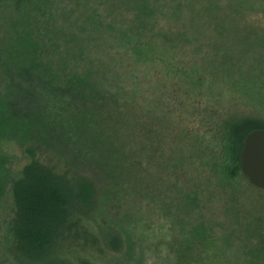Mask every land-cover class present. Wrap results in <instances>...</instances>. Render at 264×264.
Returning <instances> with one entry per match:
<instances>
[{"label":"trees","instance_id":"16d2710c","mask_svg":"<svg viewBox=\"0 0 264 264\" xmlns=\"http://www.w3.org/2000/svg\"><path fill=\"white\" fill-rule=\"evenodd\" d=\"M162 5L157 0H0V141L25 146L31 160L12 185L8 235L17 264H25L24 258L27 264H102L84 253L101 246L134 252L135 242L109 222L107 207L131 203L133 188L138 196L153 194L151 183L138 177L146 163L161 170L164 187V176L170 175L179 191L190 184L192 178L180 172L182 158L165 151L158 132L176 122L178 110V98L170 104L163 95L175 86L169 71L160 76L159 63L188 40L187 26L158 29L159 15L166 16L158 15ZM209 66L216 79L264 105V80L250 79L226 57ZM180 72L179 86L199 98L203 83ZM210 112L216 115L215 105ZM224 116L213 171L227 186L241 173L248 186L264 191L251 183L240 161L247 135L264 129V117ZM40 147H51L55 161L47 153L44 160L37 158ZM61 158H66L62 167ZM125 217L141 222L133 208ZM194 233L177 245L175 264H226L208 253L207 232L199 244Z\"/></svg>","mask_w":264,"mask_h":264},{"label":"rangeland","instance_id":"374dc122","mask_svg":"<svg viewBox=\"0 0 264 264\" xmlns=\"http://www.w3.org/2000/svg\"><path fill=\"white\" fill-rule=\"evenodd\" d=\"M157 1L163 4L158 15H166H159L158 29L175 32L187 26V43L181 50L167 51L168 56L158 67L162 70L160 76L167 71L171 73L168 79L175 87L172 93L168 91L163 95L168 97V103L178 98L174 106L178 109L177 119L169 128L157 127L164 137L165 151H172L177 161L182 158L180 172L192 179L179 191V187H175L176 179L172 175L164 176V187V182H159L161 170L156 164H143L138 177L142 176L144 184L151 183L154 197L153 194L138 196L133 188L132 204L124 201L120 207L106 209L109 222L118 226L125 239L135 242L134 252L127 248L122 253H113L101 246L84 253L102 264H175L177 245L191 237V232H196L198 236L192 238L199 244L200 236L207 232L210 240L205 242L208 253L213 254L212 259L226 264H264V191L248 186L240 172L241 176L227 186L213 171L221 150L219 124L226 119L224 115L264 117V105L251 96L244 97L232 83L216 79L209 66L226 57L250 79L264 80V0ZM180 71L186 79L193 75L203 83L205 88L200 90L199 98H190L179 86ZM214 105L216 115L210 112ZM25 150L26 147L16 141H0V159L4 161H0L4 180L0 193V264H17L10 256L18 253L10 252L14 239L8 235V229L14 213L12 185L31 162ZM40 150L43 152L36 153L37 158L44 160L43 154L46 157L47 153L50 160L55 156V161L51 147L46 151L40 147ZM165 158L164 155L163 160ZM65 159H57L60 166L65 165ZM193 180L198 188H193ZM135 185L138 189V184ZM163 193L169 197L166 202H162L166 199ZM130 208L141 220L138 224L125 217ZM24 262L27 264L26 258Z\"/></svg>","mask_w":264,"mask_h":264},{"label":"water","instance_id":"95a60500","mask_svg":"<svg viewBox=\"0 0 264 264\" xmlns=\"http://www.w3.org/2000/svg\"><path fill=\"white\" fill-rule=\"evenodd\" d=\"M241 168L251 183L264 190V129L250 132L240 156Z\"/></svg>","mask_w":264,"mask_h":264}]
</instances>
